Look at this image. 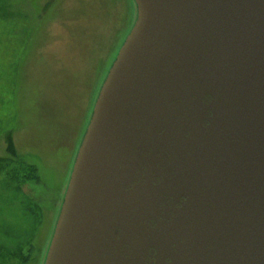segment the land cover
Masks as SVG:
<instances>
[{
  "label": "water",
  "instance_id": "95a60500",
  "mask_svg": "<svg viewBox=\"0 0 264 264\" xmlns=\"http://www.w3.org/2000/svg\"><path fill=\"white\" fill-rule=\"evenodd\" d=\"M45 264H264V0H135Z\"/></svg>",
  "mask_w": 264,
  "mask_h": 264
},
{
  "label": "rangeland",
  "instance_id": "374dc122",
  "mask_svg": "<svg viewBox=\"0 0 264 264\" xmlns=\"http://www.w3.org/2000/svg\"><path fill=\"white\" fill-rule=\"evenodd\" d=\"M136 19L135 0H0V264H45L96 99Z\"/></svg>",
  "mask_w": 264,
  "mask_h": 264
},
{
  "label": "trees",
  "instance_id": "16d2710c",
  "mask_svg": "<svg viewBox=\"0 0 264 264\" xmlns=\"http://www.w3.org/2000/svg\"><path fill=\"white\" fill-rule=\"evenodd\" d=\"M8 149L11 150L13 153H15L12 142H8ZM4 167H5L4 159L0 157V169H3ZM28 168H29V171H31V178L37 180V176L34 173L35 171L34 166L28 165Z\"/></svg>",
  "mask_w": 264,
  "mask_h": 264
}]
</instances>
